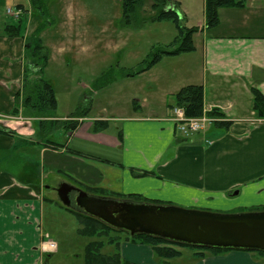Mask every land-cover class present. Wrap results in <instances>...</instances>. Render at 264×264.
Returning <instances> with one entry per match:
<instances>
[{
    "label": "crops",
    "instance_id": "0c3cea01",
    "mask_svg": "<svg viewBox=\"0 0 264 264\" xmlns=\"http://www.w3.org/2000/svg\"><path fill=\"white\" fill-rule=\"evenodd\" d=\"M15 2L0 0L4 14L0 15V131H9L0 132V264H43V255L52 253L42 232L45 205L52 201L46 191L53 194L61 183L72 185L68 180L82 191L101 188L117 195H141L152 203L173 199L191 208L208 205L251 212L264 207V119L252 111L251 93L256 89L264 96V0H243L241 7L219 9L218 25L211 29L205 28V0L173 1L186 23L189 11L200 12L201 17L190 26L198 29L192 39L194 51L172 60L187 75L185 86L202 87L203 111L218 110L220 120L231 123L228 129L210 125L184 136L171 121L175 98L159 111H145L139 105L134 114L117 118V140L112 147L103 145L101 161L85 163L60 139L45 144V137L56 134L72 135L71 143L80 126L73 131L61 124L49 127L50 121L67 116L37 114L17 97L31 31L23 26L27 9ZM9 9L24 13L15 18L7 14ZM8 25L19 26L18 31L9 30L17 35L5 31ZM180 88L171 92L173 97ZM87 120L106 122L89 115L77 119L79 125ZM90 126L89 142L98 138ZM11 165L17 166V173L10 171ZM46 166L56 173L50 186L44 184ZM141 172L147 175L140 176ZM119 252L132 264H165L145 244L122 241ZM245 254L207 255L195 264H241L235 262L239 259L253 264Z\"/></svg>",
    "mask_w": 264,
    "mask_h": 264
},
{
    "label": "rangeland",
    "instance_id": "374dc122",
    "mask_svg": "<svg viewBox=\"0 0 264 264\" xmlns=\"http://www.w3.org/2000/svg\"><path fill=\"white\" fill-rule=\"evenodd\" d=\"M43 2L42 11L32 7L27 0H16L15 3H21L28 11L23 20V26L28 28L27 33L31 31L28 35L41 28L39 38L48 52L47 66L42 78L55 92L57 107L54 112L61 116H69L77 106L81 105L84 108L89 107L90 117H103L107 122L103 129L95 131L92 121L87 120L83 124L80 123L81 125L77 124L80 130L71 143L72 135L63 137L62 134H56L57 136L45 137V140L50 144L62 140V145L66 144L68 150L73 151L84 163L101 161V156H105L103 145L112 147L117 140L120 128L117 118L134 114L139 105H143L145 111L150 108L159 111L166 103L170 104L173 101L171 92L187 84L188 77L183 73L181 65L177 60L173 62L172 57L168 56H163L162 60L150 70L130 76L139 70V64L143 60L173 41L177 34L176 28L168 20L148 21L141 26L124 25L121 0H43ZM176 9L178 15L182 17L181 24L185 27L192 26L191 24H195L201 17L200 12L189 11V21L186 23L181 8L177 6ZM149 11L150 1L145 0L140 16L147 17ZM22 13L24 12L19 11V16ZM1 14L4 16L2 7H0ZM26 64L29 65L30 62L26 61ZM31 67L32 73L29 78L35 79L37 77L33 73L37 68L33 65ZM59 121L63 123L67 119ZM38 122H46V120L39 119ZM90 125L92 133L98 138L89 142L86 140ZM192 134L195 133L184 136ZM30 158L35 160L36 157L32 155ZM19 161L22 162V159ZM10 169L11 172L17 173L16 165H11ZM54 175L56 173L49 172L47 166L44 167V184L50 186ZM68 181L76 189L79 188L76 187L78 185L75 181ZM46 192V198L52 201L45 205L42 232L47 234L44 240L54 242L56 249L52 253L43 255V264H83L84 248L95 238L79 236L77 234L79 226L75 217L60 207L56 192L53 194H50V191ZM116 196L111 199L125 200L124 197ZM167 200L172 202L152 203L146 200V203L215 214L251 212L246 211L248 209L232 211H229V208L222 209L223 207L216 209L208 205L202 207L194 205L195 207L191 208L177 204L173 199ZM115 235L120 241H125L127 238L124 232L111 233L112 237ZM179 251L183 255L169 262L195 264L200 260L193 257V252L188 249H179ZM115 252L117 250L114 245L107 244L101 250L103 255L108 256ZM247 253L246 257L253 264H264V255L257 252ZM235 262L245 264V259Z\"/></svg>",
    "mask_w": 264,
    "mask_h": 264
},
{
    "label": "trees",
    "instance_id": "16d2710c",
    "mask_svg": "<svg viewBox=\"0 0 264 264\" xmlns=\"http://www.w3.org/2000/svg\"><path fill=\"white\" fill-rule=\"evenodd\" d=\"M145 0H121L122 6V19L126 26L136 25L141 26L145 22L151 21H171L176 28L177 34L173 41L166 47L160 49L156 53H152L148 59L143 60L139 64V70L133 75H138L142 72L150 70L156 64H158L163 56L177 57L182 54L190 53L194 51L193 35L198 32L195 27L187 28L181 24L182 17L177 13L176 5L171 0H148L150 1V11L147 17L140 16V10L143 7ZM29 4L42 11L44 8L43 0H28ZM243 0H205L204 16H205V28L211 29L218 25V10L221 8L241 7ZM19 30V26L8 25L5 27V31L10 35L9 30ZM41 28L36 29L28 38L26 44V57L30 64H26L24 68V76L22 80L21 89L17 97L22 98V106L37 114L44 115L54 112L57 107V101L55 92L52 86L45 81L42 77L43 71L47 66L48 52L39 38V32ZM37 68L33 73L37 78H29L32 73L31 66ZM252 93V111L259 119H264V96L256 89H251ZM175 106L181 108L184 114L188 118L200 117L203 113V91L201 86L187 85L181 87L174 95ZM90 113L89 107L77 106L75 111L67 116V121H50L49 127L52 124L64 125L70 131H73L78 124L77 119L87 117ZM210 118H222L221 113L213 109L207 113ZM76 120V121H75ZM96 124V125H95ZM215 127L228 129L231 126L230 122L215 121L213 122ZM106 126L104 121H95L94 130L103 129ZM49 129V128H48ZM45 129V130H48ZM3 134H8L9 131L5 129L0 131ZM45 144H50L49 141H45ZM147 175L146 172H141L140 176ZM90 195L100 198H113L117 194L107 191L101 188H91L86 190ZM117 197V196H116ZM125 199L131 200L134 203H146V200L141 195L130 194L127 196L119 195ZM60 207L71 213L79 226L77 234L82 237L95 238V240L89 242L84 248L83 264H132L124 261L119 254V247L121 242L119 237L111 236V233L117 234L124 231L116 230L108 225L104 224L100 220L89 216L81 211H74L68 208ZM264 207L259 211H263ZM125 241L131 243H140L148 245L152 248L154 255L167 264L169 261L181 256L179 249H188L193 252V257L204 258L207 255H215L219 253H225L234 251L230 249H214L205 247H195L169 241L166 239L148 236V235H134L129 236L127 232ZM114 245L117 252L112 255H103L101 253L104 245ZM244 252H257L260 255H264V252L260 251H248V250H236Z\"/></svg>",
    "mask_w": 264,
    "mask_h": 264
},
{
    "label": "water",
    "instance_id": "95a60500",
    "mask_svg": "<svg viewBox=\"0 0 264 264\" xmlns=\"http://www.w3.org/2000/svg\"><path fill=\"white\" fill-rule=\"evenodd\" d=\"M75 206L129 236L148 235L195 247L264 252V210L215 214L174 206L133 203L88 195L67 183L56 188L62 206Z\"/></svg>",
    "mask_w": 264,
    "mask_h": 264
},
{
    "label": "built area",
    "instance_id": "2783aa9c",
    "mask_svg": "<svg viewBox=\"0 0 264 264\" xmlns=\"http://www.w3.org/2000/svg\"><path fill=\"white\" fill-rule=\"evenodd\" d=\"M7 14L18 17L19 11L7 10ZM208 111H203L202 115L197 118H188L185 116L184 111L181 108L175 107L172 110L171 121L174 122L176 129L182 134L195 133L203 131L208 125L215 121H219L218 118L208 117ZM48 247L51 250H55L56 245L53 242H48Z\"/></svg>",
    "mask_w": 264,
    "mask_h": 264
},
{
    "label": "flooded vegetation",
    "instance_id": "af4514ba",
    "mask_svg": "<svg viewBox=\"0 0 264 264\" xmlns=\"http://www.w3.org/2000/svg\"><path fill=\"white\" fill-rule=\"evenodd\" d=\"M76 195H77L76 192H71L69 194V198H70L71 203H70V207L68 209H71L74 211H80V209L77 206H75L74 200H75ZM124 201L132 202L131 200H128V199H125Z\"/></svg>",
    "mask_w": 264,
    "mask_h": 264
}]
</instances>
